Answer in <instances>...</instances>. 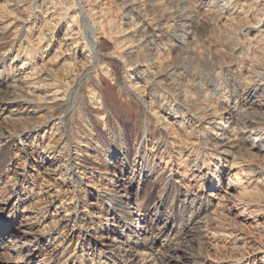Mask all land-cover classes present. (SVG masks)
<instances>
[{
    "label": "bare ground",
    "instance_id": "6f19581e",
    "mask_svg": "<svg viewBox=\"0 0 264 264\" xmlns=\"http://www.w3.org/2000/svg\"><path fill=\"white\" fill-rule=\"evenodd\" d=\"M16 1L23 15L0 28L12 88L0 125L15 124L0 133V238L19 233L27 240L12 249L38 264H264V0H61V35L48 2L32 17L33 2ZM56 46L69 72L54 84L38 58ZM116 99L136 153L159 169L160 198L189 195L174 237L131 233L141 203L113 210L125 224H105L125 203L84 159L128 143L109 120ZM213 242L235 253L212 257Z\"/></svg>",
    "mask_w": 264,
    "mask_h": 264
},
{
    "label": "rangeland",
    "instance_id": "374dc122",
    "mask_svg": "<svg viewBox=\"0 0 264 264\" xmlns=\"http://www.w3.org/2000/svg\"><path fill=\"white\" fill-rule=\"evenodd\" d=\"M4 1L5 0H0V21H1L0 28L1 29L2 27L3 29H5V27L7 26L8 22H5L6 20L13 22L17 18H19V16L21 17V14H22L20 5H17L18 1L16 0L14 1L9 0L11 2L9 1L4 2ZM50 1L51 0H31V2H33V5L31 6L32 13L30 15L32 17H36L37 15V17H39L40 14L37 12L36 6L38 4L40 5V2H44V3L48 2L47 7H49L50 12L54 14L53 15L54 18L50 17V20H52L51 21L52 27L54 26V27H58L59 29H61V33H60L61 35L66 30V26L68 25L70 17L68 18L66 17L67 15H66L65 9H62L63 3L61 0H54V5L49 4ZM14 2L17 4H15ZM9 3L10 4L12 3L11 4L12 6ZM13 5L16 6L17 8L16 7L14 8ZM9 8H12V9H9ZM10 19H12V21ZM56 20L59 22H57ZM43 26L41 25L40 27H42L43 29L44 28ZM44 30H45L44 33H46V29ZM8 35L10 34L8 33ZM57 49H58V46L54 47L53 51H49L47 54L43 56L39 55V58H38V70L41 69L38 72H41L42 79L46 77L48 81L50 80V82L52 81V83L54 84H57L60 81H62L69 72V68H67L65 63H63V60H62L63 57L59 55L60 57L55 58L54 56L55 50L57 51ZM19 54L15 51L13 53L14 56L19 55ZM22 54H25V53L22 52L21 55ZM43 57L45 60L42 59ZM49 59H52V61L49 62ZM42 60L44 61L45 64L43 63ZM4 61L6 64L7 63L10 64L11 56L7 57ZM27 73L30 74L31 73L30 70H27ZM6 79L10 80V77L4 74L0 76V81H3L1 83L2 85L0 84V97L12 91L11 90L12 88L8 86L6 81H4ZM48 81L46 80V82ZM106 82H109V81L106 80ZM103 84L102 85L104 86V89H105L106 88L105 83ZM103 95L110 99V94L108 91H106V89L104 90ZM112 109L113 110L111 111L109 120L114 121V122H119L116 124V128L117 130H119L118 132L120 134L121 133L124 134V139H128V143L125 144V147L123 151H121L122 153L120 155H113L112 153L109 152L106 156L101 155L102 157L97 159L96 162H90L87 159H84L85 165L94 167L96 170H98L96 172H100L103 175H105V177L111 178L114 180L115 182L114 189L116 190V192H112V193L115 195L118 194V196H122V198L120 197V200H122L125 203L124 205L121 204L120 202L111 204L112 212H110V215H109L110 220L108 222L105 221V224L106 225L107 224L108 225L120 224V223L125 224L127 222V219H123V218L113 219L112 218L113 210L120 209L122 207L125 208L127 207V203L128 205H131L132 207H135V204L137 206L138 203H141L140 211H137L136 208L138 207H135L134 210L136 211H134V214L131 216V219L128 220L129 224L131 222L133 223L131 225V228L134 227L131 230L132 231L131 233L132 234L140 233L143 236H146L148 235V232H150V233H153L155 236H157V240L159 241L166 240L168 237H174L175 235L178 234L181 221H184L187 218H190L191 216L189 213L180 214L179 211L177 210V206L175 205L183 202L186 198L189 197V195L186 189L182 188L180 189V194L179 193L174 194L175 192L172 193V191L171 192L166 191V193L162 195V199L160 198L162 194L161 193L162 190L160 186L156 183V180L158 178L157 175H159L158 174L159 169H157L153 165L152 163L153 161H150L149 163L148 161L145 162L146 159H141V156L143 154L136 153L135 145L131 141V137L134 136L136 133L133 125H131L130 122H127L126 119L117 121V118L119 117V112H120V106H119L117 99H116L114 108ZM90 110H93V109L90 108ZM97 113L99 114L100 111H97ZM15 120H17V118H15ZM93 120L95 119H92V121ZM13 127H15L14 123L10 121H5V123L3 122L0 125V130H1L0 133L6 130H11L10 128H13ZM98 132L103 138L106 137L105 131L102 127H98ZM147 163L149 165H147ZM172 198L174 200L173 205H172V202H170V199ZM161 200H163L162 201L163 203L160 202ZM168 211H172L173 213L172 215H170V217H169ZM21 222L22 223L25 222L22 216H20V218L16 220L14 226H16V228L20 227ZM136 224H139L140 228L138 227L136 228L134 226ZM161 230H163L164 233L160 234ZM9 235H6V238L4 239L0 238V264H17V263L19 264V261L23 260L22 258L24 257L25 254H27V251L24 248V249L19 250L17 253L12 249V247H14V245H22L23 243H25L27 239L23 238V236H21L19 233H15V235L13 236L11 235L9 236ZM34 238L35 237L33 236V237H30L29 239H34ZM223 246L224 245L221 242H213L209 246L208 251L212 257H215V255H218L219 253H220L219 255L221 254L223 255L224 253H226V257L231 258V255L235 253L234 248H232L233 246L232 245H226V247H223ZM44 254L45 253H43L42 255L44 256ZM25 259L23 260V263H20V264H38L40 260V258H31L28 260L27 259L25 260ZM90 263H92V261H88L86 264H90Z\"/></svg>",
    "mask_w": 264,
    "mask_h": 264
}]
</instances>
